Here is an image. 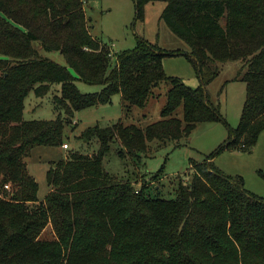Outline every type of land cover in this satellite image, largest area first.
<instances>
[{
	"label": "trees",
	"instance_id": "1",
	"mask_svg": "<svg viewBox=\"0 0 264 264\" xmlns=\"http://www.w3.org/2000/svg\"><path fill=\"white\" fill-rule=\"evenodd\" d=\"M91 1L0 0V264H264V199L215 164L223 151L252 153L264 133V0H135L141 21L147 4H166L162 20L190 49L184 55L202 82L196 89L164 71L163 59L182 53L143 38L112 66L111 48L90 33ZM43 51L59 52L66 66ZM236 61L237 80L246 84L240 124L204 162H192L191 180L178 184L175 198L153 197L105 169L116 142L120 158L136 165L155 142L182 147L199 124H226L207 85L219 65ZM78 81L101 90L81 93ZM54 84L61 85L53 99L58 117L25 120L29 94L45 97ZM162 86L167 101L158 122L86 129L81 140L98 143V152L52 162L50 192L38 199L27 164L34 148L63 146L77 112L116 95L130 117Z\"/></svg>",
	"mask_w": 264,
	"mask_h": 264
},
{
	"label": "rangeland",
	"instance_id": "2",
	"mask_svg": "<svg viewBox=\"0 0 264 264\" xmlns=\"http://www.w3.org/2000/svg\"><path fill=\"white\" fill-rule=\"evenodd\" d=\"M165 8L166 4L163 2L147 4L144 8V20L141 21L136 19L135 0H95L85 5L90 33L94 39L111 48L112 66L116 61V54L134 50L138 38H143L166 52L182 53L166 56L163 59L164 71L168 77L181 78L190 88L196 89L202 82L184 55L190 53V49L162 20ZM42 54L45 58L66 66L65 59L59 52L43 51ZM241 68L240 61L219 65L217 77L207 85L211 102L220 108L226 124H199L191 140L184 141L182 147H175L168 142L158 148L159 144L155 142L153 153L136 165L129 156L126 159L120 158L121 145L116 142L104 159L105 169L119 179L131 181L137 190L147 189V194L153 197L175 198L178 184L191 180L189 174L192 162H204L206 157H210L228 139L229 131L239 126L246 99V84L237 80ZM205 79L207 80L206 76ZM76 84L84 94L101 90L99 86L81 81ZM165 90L167 92L166 86L157 92V96L151 99L146 108L134 109L130 117H125L123 113L120 95H116L111 104L79 111L75 114L74 123L65 129L64 145L69 146L68 150L63 146L34 148L27 164L39 185L38 199L44 201L49 193L46 172L52 162L66 159L71 153L93 155L98 152V143L87 145L81 140L83 131L96 125L108 127L117 122L135 124L141 128L158 122L167 101ZM60 91L61 85L58 84H54L45 97H38L32 91L25 100V120L56 119L59 113L55 110L53 99L60 95ZM215 164L225 175L241 177L248 192L264 199V133L252 153L223 151L216 156ZM52 236L50 225L44 237Z\"/></svg>",
	"mask_w": 264,
	"mask_h": 264
},
{
	"label": "built area",
	"instance_id": "3",
	"mask_svg": "<svg viewBox=\"0 0 264 264\" xmlns=\"http://www.w3.org/2000/svg\"><path fill=\"white\" fill-rule=\"evenodd\" d=\"M63 148L66 149V150H68V149H69V146H68L67 144H65V145H63ZM5 188H6V189H9L8 186H6Z\"/></svg>",
	"mask_w": 264,
	"mask_h": 264
},
{
	"label": "crops",
	"instance_id": "4",
	"mask_svg": "<svg viewBox=\"0 0 264 264\" xmlns=\"http://www.w3.org/2000/svg\"><path fill=\"white\" fill-rule=\"evenodd\" d=\"M84 132V131H83ZM29 169V168H28ZM49 170H47L48 172ZM30 172V171H29ZM47 172H46V181H47ZM31 174V173H30ZM33 176V173L31 174ZM34 177V176H33ZM35 178V177H34ZM48 184V183H47ZM49 192H50V189H49ZM49 194V193H48Z\"/></svg>",
	"mask_w": 264,
	"mask_h": 264
}]
</instances>
